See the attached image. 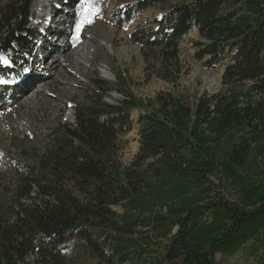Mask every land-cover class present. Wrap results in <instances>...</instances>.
I'll return each mask as SVG.
<instances>
[{
    "label": "trees",
    "instance_id": "trees-1",
    "mask_svg": "<svg viewBox=\"0 0 264 264\" xmlns=\"http://www.w3.org/2000/svg\"><path fill=\"white\" fill-rule=\"evenodd\" d=\"M33 1L9 4L0 54L29 52ZM156 5L159 17L132 41L159 52L160 75L176 86L181 45L196 30V60L214 69L228 59L222 89L148 101L124 93L113 104L121 90L92 79L75 123L62 122L36 162L16 168L13 203L0 211V264L31 255L68 264L78 248L93 257L87 264H218L247 249L264 264V0H124L111 23L128 28ZM8 62L0 77L13 75ZM134 110L140 147L126 165Z\"/></svg>",
    "mask_w": 264,
    "mask_h": 264
},
{
    "label": "rangeland",
    "instance_id": "rangeland-1",
    "mask_svg": "<svg viewBox=\"0 0 264 264\" xmlns=\"http://www.w3.org/2000/svg\"><path fill=\"white\" fill-rule=\"evenodd\" d=\"M11 1L0 0V20L7 13ZM123 3L124 0H34L29 23L34 42L29 52L23 56L19 53V57L6 52L0 54V58H3L0 59L2 67H6L12 57L15 62V65H11L14 71L9 72L13 75L0 77L7 81L0 83V211L13 203L17 166L36 162L48 136L62 122L75 123V106L89 101L90 83L96 76L121 90L112 92L107 98L113 104L122 101L124 93L148 101L160 92L171 91L196 98L222 89V76L228 59L214 69L196 60L193 47V41L198 39L196 30L181 45L185 73L177 85L162 78L159 52L149 53L135 44L130 36L137 26L142 27L159 17V5L148 8L128 28L120 29L111 23V19ZM85 16L90 22L83 23L78 30L77 26ZM82 34L89 35L85 40L92 45L93 50L86 54L87 70L83 75H78V82L73 83L74 90L57 96L59 100L54 99L57 106L47 101V97L54 98L50 89L40 96L36 104H30L26 97H22L27 93L25 87L28 85L37 91L38 83L49 80L50 73H53V59L47 54L42 56L41 50L45 47L46 52L47 45L65 44ZM46 35L49 39L44 38ZM36 73L41 76L29 81V75ZM55 85L52 82V88ZM139 113L138 110L133 111L134 129L122 136L126 145L121 152V160L126 165L133 162L139 151L140 135L136 124ZM35 260L36 256L31 255L25 264H36ZM217 260L218 264H258L257 256H252L248 249L234 258L218 255ZM92 261L93 257L79 248L68 258V264H87Z\"/></svg>",
    "mask_w": 264,
    "mask_h": 264
},
{
    "label": "bare ground",
    "instance_id": "bare-ground-1",
    "mask_svg": "<svg viewBox=\"0 0 264 264\" xmlns=\"http://www.w3.org/2000/svg\"><path fill=\"white\" fill-rule=\"evenodd\" d=\"M86 36L89 35H77L74 37V40H68L65 44H51V46L46 44L47 51L45 52L44 47L41 52L43 53L42 56L47 54V56H51L53 59L51 65L53 73H50L49 80H42L38 83L39 86L37 91L34 90L35 88H30V86L27 85L25 87L27 93L22 97H26L30 104H36L40 96L45 95V92L50 89L54 98L47 97V101L52 105L57 106L56 100H54H59L57 96H60L63 92L65 94L72 92L74 90L73 83L78 82V75L86 73V54L93 50L92 45L85 40ZM44 38L49 39V36L46 35ZM46 43H48V40ZM58 49H60V51L56 52ZM73 71L76 72L77 75H75ZM39 76L41 75L39 74ZM39 76H37V73L36 75L30 74L29 81L38 78ZM52 82L56 83L53 88Z\"/></svg>",
    "mask_w": 264,
    "mask_h": 264
},
{
    "label": "snow or ice",
    "instance_id": "snow-or-ice-1",
    "mask_svg": "<svg viewBox=\"0 0 264 264\" xmlns=\"http://www.w3.org/2000/svg\"><path fill=\"white\" fill-rule=\"evenodd\" d=\"M86 2H87V0H86ZM88 7L90 8L91 5L89 4ZM85 22H90V21L88 20V17H87V16H85V19L82 20V21H81V24L77 26V27H78V30H79V28L83 25V23H85ZM0 59H3V58H0ZM5 62L7 63V61H5ZM6 82H7V81L0 79V83H6Z\"/></svg>",
    "mask_w": 264,
    "mask_h": 264
}]
</instances>
